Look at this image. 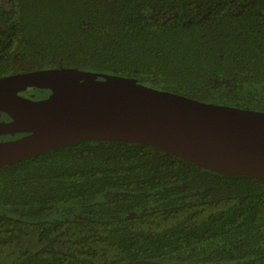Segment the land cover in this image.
I'll return each mask as SVG.
<instances>
[{
	"label": "trees",
	"instance_id": "trees-1",
	"mask_svg": "<svg viewBox=\"0 0 264 264\" xmlns=\"http://www.w3.org/2000/svg\"><path fill=\"white\" fill-rule=\"evenodd\" d=\"M5 1L0 77L61 66L264 111V0ZM143 258L264 262V178L107 140L0 167V264Z\"/></svg>",
	"mask_w": 264,
	"mask_h": 264
},
{
	"label": "water",
	"instance_id": "water-1",
	"mask_svg": "<svg viewBox=\"0 0 264 264\" xmlns=\"http://www.w3.org/2000/svg\"><path fill=\"white\" fill-rule=\"evenodd\" d=\"M100 76L102 80H96ZM49 89L45 99L17 93ZM0 167L84 141L143 144L217 173L264 178V111L202 102L133 77L46 67L0 77ZM117 264H176L136 259ZM264 264V262L260 263Z\"/></svg>",
	"mask_w": 264,
	"mask_h": 264
},
{
	"label": "rangeland",
	"instance_id": "rangeland-1",
	"mask_svg": "<svg viewBox=\"0 0 264 264\" xmlns=\"http://www.w3.org/2000/svg\"><path fill=\"white\" fill-rule=\"evenodd\" d=\"M5 0H0V5H5ZM20 95L32 100H41L49 97L51 92L49 89L42 87H31L29 89L20 92ZM12 137H6L5 140L11 139Z\"/></svg>",
	"mask_w": 264,
	"mask_h": 264
},
{
	"label": "flooded vegetation",
	"instance_id": "flooded-vegetation-1",
	"mask_svg": "<svg viewBox=\"0 0 264 264\" xmlns=\"http://www.w3.org/2000/svg\"><path fill=\"white\" fill-rule=\"evenodd\" d=\"M27 89H29V88H27ZM21 91H23V90L17 91V93L20 94ZM0 120H10V118L4 113L3 114L0 113ZM20 135L21 134H2V135H0V140H5L6 137L16 138V137H19Z\"/></svg>",
	"mask_w": 264,
	"mask_h": 264
}]
</instances>
